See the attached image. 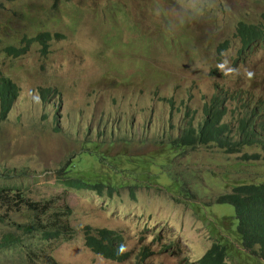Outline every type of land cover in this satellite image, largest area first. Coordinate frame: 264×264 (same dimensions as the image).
Here are the masks:
<instances>
[{"label": "rangeland", "instance_id": "374dc122", "mask_svg": "<svg viewBox=\"0 0 264 264\" xmlns=\"http://www.w3.org/2000/svg\"><path fill=\"white\" fill-rule=\"evenodd\" d=\"M106 2L0 0V46L17 42L24 33H36L37 27L59 33L51 39L43 57L38 45L32 46L20 61H10L0 53V69L24 90L27 89L26 74L21 68L25 66L54 74L49 81L63 82L58 112L56 105L43 106L39 95L33 94L0 123V186L28 184L27 198L40 203L34 209L24 203L0 207V215L12 222L11 226L0 223V264H52L45 260L48 255L59 264H182L186 257L195 261L214 241L211 231L224 229L221 218L234 213L229 203H206L212 191L220 190L212 180H222L223 175L225 191H232L240 179L264 181V162H252L241 154L222 155L214 149L189 151L197 157L188 164L191 169L202 158L205 160L201 167L194 168L199 176L194 182L179 172L173 157L157 164L158 173L166 175L170 181L146 175L155 171L153 165L139 176V166L116 161L121 157L162 156L163 152H157L160 145H155L160 140L158 136L172 139L179 135L182 102H187L199 116L204 95L213 92L214 81L201 76L171 81L175 62L158 61L149 55L143 58L139 40L127 49L116 22L110 18L111 12L115 13L120 28L124 29L125 19L119 14L137 10L140 25L153 34L172 21L170 12L178 0H117V7L112 5L111 12L105 15ZM220 8V15L209 14L175 28L179 32L191 27L197 38L208 33L229 37L240 21L252 24L261 21L259 13L264 11V0H220ZM178 45L174 43V47ZM234 51L232 47L223 56V64L218 68L223 75L219 72L215 78L222 85L264 96V50L249 54L242 66H232ZM171 52L174 54L175 49L171 48ZM215 58L212 47L211 58L198 59L196 64L206 74ZM143 63L155 65L165 74H147L141 84L136 85ZM248 70H253L250 77ZM150 85H156L163 96L173 97L174 108L157 102L158 96ZM231 118V114L226 117ZM34 124L41 130L33 129ZM93 141L98 144L96 152L116 158L107 160L102 171L129 181L114 188L111 196L64 189L56 173L63 164L75 160L88 147L92 148ZM252 150L255 149H242L247 154ZM241 161L246 166H241L239 172L235 164ZM185 162L186 159H182L177 164ZM130 166L133 169L128 171ZM96 167V164L90 167L92 173ZM124 171L129 174L124 176ZM180 181L191 190L196 187L203 190L198 201L192 203L193 198L185 200L183 196H174L173 192L180 189ZM63 201L69 206L67 240L43 238L38 230L26 232L20 227L34 218L35 213L46 221ZM192 205L205 216L207 224L196 218ZM235 224L233 219L232 227ZM86 225L119 231L127 258L115 262L91 251L84 242ZM4 232L20 238L27 245L26 252L21 253L13 245L3 247ZM32 244L40 245L46 255L40 257L41 252L36 246L30 247ZM143 251H148L144 258ZM238 259L258 262L256 258Z\"/></svg>", "mask_w": 264, "mask_h": 264}, {"label": "clouds", "instance_id": "9594fccd", "mask_svg": "<svg viewBox=\"0 0 264 264\" xmlns=\"http://www.w3.org/2000/svg\"><path fill=\"white\" fill-rule=\"evenodd\" d=\"M117 3V0H107L105 4V15L107 14V12H111L112 5H115L117 7ZM111 13L112 15L110 18L111 20L116 22L115 25L118 26L120 32L122 33L125 39L124 45L127 47V49L131 48V45L135 40H139L140 55L143 58L146 59V56L149 55L158 61L168 60L175 62L171 81L177 80L179 77L183 80V78L187 76L193 79L199 76H201L202 79H204L205 77L213 79V92L210 95H204V100L201 104V107L199 108V116L196 115V110H192L187 102H182V105L179 107V112L181 113V126H179V135L190 125L198 128L199 125L203 124L205 121H210L217 125H226L227 128L224 131V135L226 136L228 142H226L224 145H220L216 141H209L206 144L195 143L186 147L188 151H194L197 149H214L220 151L222 155L234 154L233 151H229L233 148L231 142H239L242 140L244 134V131L242 130L243 126L247 127V131L249 133L251 141L241 142V144L236 145V147L242 146V149H245L247 147H249L250 149L254 148L255 150H252L251 152H253L254 154H258L255 156L256 159H247L251 160L252 162H257V160L264 162L263 94H254L249 90H244L243 88H239L236 86L222 85L217 81L218 78H215L219 72L221 73V76L223 75V73L218 68L219 65L223 64V56L227 55L232 47H235L234 54L232 55V66H242L244 63H246V58L249 54L264 50V11H261L259 13L261 21L255 24L256 27L254 30L259 35L251 41L246 39V37L243 35L244 29L241 25H238L239 23L236 25L235 32H233L229 37H218L214 33H208L206 36L202 35L200 38H197L194 36V32L191 27L186 28L185 31L179 32L178 29L175 28L185 25L190 20H197L209 14L220 15V0H178L177 4L171 9L170 12L172 21L168 23L166 28L160 29L153 34L140 25L137 16V10L123 11L119 14L120 17H123L125 19L124 29L120 28V23L118 22L119 18H115V13ZM37 28V32H33L31 34V38L42 32H47L50 36L49 39L46 40L47 47L45 52H43L42 50V44L40 41L34 40L28 44V39L22 35L21 39L17 42L5 43L0 46V53L3 55V58L9 59L10 61H20L28 55V53L31 51L32 46L34 45L40 46L39 54L41 57H43L44 54L48 52V47L51 39L53 37H58L59 33H52L49 29H44L45 27ZM202 37H204V39H202ZM176 42L179 43L177 48L174 47V43ZM207 42L210 43L209 47L207 46ZM212 47H214L216 58L215 61L210 65L209 69L206 71V74H204V72L201 71L200 67H198V65L196 64V60H206L211 58ZM171 48L175 49L174 54H172ZM147 66H149L147 63L142 64L140 75H136L138 78V82L136 85H140L143 78H145L147 74H151L146 73L143 76V68ZM228 68L229 67H227V69ZM159 69L161 70V73L151 75L165 74L161 68ZM21 70L26 74V90H24L22 86L15 84L10 79V77L0 69V123L6 120L8 116L12 115L16 107L20 108L22 105L28 102L30 95L33 94L39 95L43 106L53 107L54 105H56L55 110H57V112L59 111L63 82L54 80L49 81V79L54 78V74L51 75L48 71L39 72L37 68L28 66L22 67ZM252 71L253 70H248L247 73L249 77L251 76ZM166 76L169 77V74H166ZM262 78L264 79V73L262 74ZM170 98L174 108V98L171 96ZM162 103L168 104L170 106L168 101H163ZM230 114L232 118L227 120L226 117ZM34 128L41 130L39 129L40 126L38 124H34L33 129ZM54 130H57V128H54ZM122 160L126 161L129 164L130 157L120 158V162ZM204 162L205 160H203L202 158L200 163L195 165L194 168L201 167L202 163ZM103 163L105 165L106 161H103ZM176 166L177 168H181L182 164L176 163ZM241 166L246 165L242 161L235 164V167L238 168L239 172L241 170ZM194 168H192L191 170L199 178ZM210 173L211 172H208L209 175H211ZM106 174L109 175L108 173ZM153 177L158 178V180L161 181L166 179L170 181V178L166 175H161V177H159V174L157 172L153 173ZM222 177L223 179L217 180V182H214L215 180H212V184L215 187L220 188V190L212 191L213 195L208 196L209 201L205 202L229 203L235 207L234 213L232 215H224L221 218V223L224 226V229L221 231H211V236L213 237L214 241L207 249L200 252L198 258L195 261H189V259L186 257L185 262H183L182 264H199L203 256L216 245L224 246L225 253L222 260L224 264H264V261L260 258H257L252 250L242 248L237 244V228L235 229L234 227H232V219L236 217V209L247 211L254 215L256 220L264 221L263 219H260L258 217L257 210L259 208V205L256 202H249V204H245V201L242 200V195H240V199H238L237 201V197L239 195H237L236 191L224 190V176L222 175ZM240 181L242 180L240 179L239 182ZM202 191L203 190L195 192L190 197L184 198H193L192 203H194L195 201L199 200L198 196ZM77 192H85V190H77ZM93 192L96 193V191ZM131 194L133 195L134 193L131 192ZM61 207L65 208V211L67 213L69 207ZM66 213L62 219V221L65 222H67ZM41 222L46 221L42 219ZM201 223L207 224V219L204 218L203 220H201ZM236 223H238V221H236ZM1 224L6 225V223ZM85 227L83 228V232L85 230ZM68 231L69 230L67 229L66 233H68ZM221 237L226 238V240L219 241V238ZM56 238L57 237L55 236L47 237V239ZM58 238L60 240H67L69 238V235L66 234L63 236H59ZM169 246H171V244H169ZM143 250H145V247L143 248ZM121 251L124 252L123 245ZM125 253L126 257L123 260H125L128 255L127 252ZM147 254L148 251H143L142 258L146 257ZM45 255V251H42L40 253V257H44ZM238 257L256 258L258 259V262H245L238 259ZM111 261L122 262L116 260Z\"/></svg>", "mask_w": 264, "mask_h": 264}, {"label": "trees", "instance_id": "16d2710c", "mask_svg": "<svg viewBox=\"0 0 264 264\" xmlns=\"http://www.w3.org/2000/svg\"><path fill=\"white\" fill-rule=\"evenodd\" d=\"M238 25L243 27V35L250 41L259 35L254 30L256 27L255 24L239 22ZM22 35L28 39V44L34 40L40 41L43 52L46 51V40L50 37L47 32L39 33L32 38L31 34L24 33ZM143 70V76L146 73H161V70L155 67V65L144 67ZM145 87L147 86H144V88ZM150 87L151 90L154 91L158 96L157 102L162 103L163 101H168L170 104V109H173V104L170 97L163 96L156 85H150ZM171 127L173 128L172 125ZM226 128L227 127L225 124L217 125L210 121H205L203 124H200L198 128L190 125L175 138L166 140L163 137H159L160 140L155 142V145H160L161 148L157 149V152H163L162 156L148 158H144L142 156L130 157L129 164L133 166H139V176L148 171L150 166L153 165L155 167V171H153L152 174H147L146 172V175L153 176V173L159 172L157 164L163 162L165 158L173 157L175 164L179 160L186 159V162L182 165V167L177 169L182 175L194 182L198 180V177L192 172L188 164L196 161L197 157L193 153H189L186 147L195 143L206 144L209 141H216L218 144L224 145L226 142H228L226 136L224 135ZM242 128L244 131L242 140L239 142H231L233 148L229 151H233L234 154H241L243 158L256 159L255 156L258 154H254L253 152L247 154L248 150L247 152H243L241 148L242 146L236 147V145H240L241 142L251 141L247 127L242 126ZM91 145L92 148L88 147V150L82 151L75 160L68 161L69 164L67 162L56 170L59 182L61 181V185L64 189H70L76 192L77 190H85V192L96 191V193L100 196H111L114 188H120L126 185V183L129 181L123 177L109 176L104 171H102V167L104 166L103 161L116 160V158H108L105 154H101L99 151L96 152L98 147L96 141H94ZM116 161L120 162V159ZM94 164H96L97 167L92 173L90 167ZM131 169L133 168L130 166L128 171ZM128 171H124V176L129 174ZM132 174L133 170L130 175ZM159 177H161V174H159ZM214 182H217V180ZM27 185L23 186L16 184L13 187L0 186V207H8L12 204L19 205L24 203L29 205L32 209L36 208L40 203L29 201L27 195L25 194V190L28 189ZM178 187L180 189L177 192H173L174 196L177 198L182 196L183 198H188L193 193L202 190L200 187H196L195 190H191L189 187L184 186L182 181L179 182ZM232 190L236 191L237 195H239L237 197V201L240 199V195H242V200L245 201V204H249V202H256L259 205L257 210L258 217L264 220V181H258L255 178L247 182L240 181L238 184L233 186ZM43 205H46V202L43 203ZM61 206L69 207L68 203L63 201L57 208L56 212H53L51 217L47 219L46 222H41L43 218H39V215L35 213L34 218H32L29 222L20 225V227L26 232L38 230L43 238L50 236H55L58 238L59 236L66 235L68 223L62 221L66 211L65 208ZM193 210L197 219L203 220L205 218L204 215L198 213V211L195 210L194 206ZM235 215L236 217L233 219L238 221L234 227L235 229L237 228V244L242 248L252 250L257 258H260L264 261V221L256 220L254 215L241 209H236ZM0 223H6V225L9 226L12 225L11 221L5 217H2L1 215ZM1 239L3 247L13 245L14 247L18 248L21 253L26 252L25 247L27 245L24 242H21L20 238L12 236L11 233L4 232ZM225 240L226 238H219V241ZM19 242L20 244H18ZM84 242L91 251L105 258L122 261L126 257V253L121 251L122 235L119 231L107 228L95 229L91 228L90 226H86L84 230ZM31 246H36L39 250V253L41 252L40 245L32 244L30 247ZM30 247H28V249ZM224 253V246L216 245L203 256L199 264H224L222 261ZM45 260L47 263L59 264L53 259L51 255H48Z\"/></svg>", "mask_w": 264, "mask_h": 264}]
</instances>
